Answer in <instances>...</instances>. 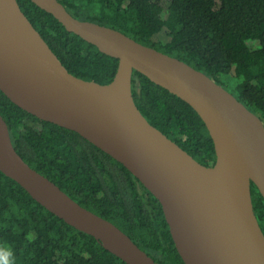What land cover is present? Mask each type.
<instances>
[{"label": "water", "instance_id": "95a60500", "mask_svg": "<svg viewBox=\"0 0 264 264\" xmlns=\"http://www.w3.org/2000/svg\"><path fill=\"white\" fill-rule=\"evenodd\" d=\"M67 31L118 59L107 84L73 75L22 11L0 0V90L36 117L76 131L127 167L159 200L185 264H264L251 185L264 198V123L204 72L120 30L74 17L59 0H31ZM202 118L216 161L206 166L152 125L132 93L133 72ZM0 171L66 223L127 264H160L113 222L82 206L16 151L0 114Z\"/></svg>", "mask_w": 264, "mask_h": 264}, {"label": "trees", "instance_id": "16d2710c", "mask_svg": "<svg viewBox=\"0 0 264 264\" xmlns=\"http://www.w3.org/2000/svg\"><path fill=\"white\" fill-rule=\"evenodd\" d=\"M74 17L122 31L185 61L233 93L264 123V0H59ZM22 11L73 75L111 82L118 59L69 32L31 0ZM146 119L197 161L213 166L214 142L186 101L144 74L132 76ZM13 145L35 170L82 206L113 222L160 264H185L159 200L133 173L76 131L42 120L0 90ZM264 232V198L251 185ZM0 249L13 264H127L78 231L0 171Z\"/></svg>", "mask_w": 264, "mask_h": 264}, {"label": "clouds", "instance_id": "9594fccd", "mask_svg": "<svg viewBox=\"0 0 264 264\" xmlns=\"http://www.w3.org/2000/svg\"><path fill=\"white\" fill-rule=\"evenodd\" d=\"M12 255L11 250L0 249V264H13V261L10 260Z\"/></svg>", "mask_w": 264, "mask_h": 264}]
</instances>
